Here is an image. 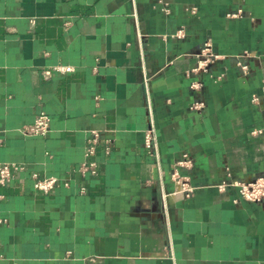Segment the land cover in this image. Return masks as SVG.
<instances>
[{
    "label": "crops",
    "instance_id": "crops-1",
    "mask_svg": "<svg viewBox=\"0 0 264 264\" xmlns=\"http://www.w3.org/2000/svg\"><path fill=\"white\" fill-rule=\"evenodd\" d=\"M5 162L25 168L0 184V264H264V199L238 185L264 175V0H0ZM176 168L195 190L167 201Z\"/></svg>",
    "mask_w": 264,
    "mask_h": 264
},
{
    "label": "built area",
    "instance_id": "built-area-1",
    "mask_svg": "<svg viewBox=\"0 0 264 264\" xmlns=\"http://www.w3.org/2000/svg\"><path fill=\"white\" fill-rule=\"evenodd\" d=\"M183 30H179L177 35L181 36ZM218 57L216 53L212 51L211 43L207 40L203 47L201 48L200 53L197 57V65L193 69L195 72L206 71L209 63ZM244 68H247V65H243ZM61 70H69L70 67L59 66ZM50 71H46L49 73ZM201 82L199 80H194L191 83V88L197 90L200 88ZM258 97H254V100H257ZM204 106L202 100H196L192 103L191 107L194 110H201ZM150 127L145 131V145L152 152L155 148V134L154 128L152 126L151 112H148ZM50 127V116L41 111L37 114L34 123L28 125L24 128V131L31 134H45ZM256 132V131H254ZM101 133L99 130L93 129L91 135L88 138V145L86 147V160L83 161L80 165L79 170L83 173H98V162L93 158L95 155V149L97 144L100 141ZM110 139L106 140V149L109 150ZM177 167H190L191 159L187 153H184L183 156L177 160ZM25 168L24 164H15V163H0V184H8L15 179V172L17 170H23ZM33 186L35 189L48 193L51 191L59 182V178L55 175H48L41 177L37 172L32 173ZM172 179L174 181V189L172 191H164V197L168 201L171 198H186L193 194L195 186L192 185L189 175L182 174L178 168H176L172 173ZM68 184V182H65ZM229 184H235L234 182ZM240 187L241 195L250 200H262L264 199V175L256 177L254 180L244 181L238 184ZM84 187H81L80 191H84ZM5 220V219H4ZM0 221L3 219L0 218Z\"/></svg>",
    "mask_w": 264,
    "mask_h": 264
}]
</instances>
